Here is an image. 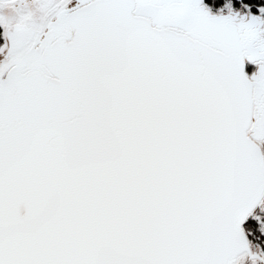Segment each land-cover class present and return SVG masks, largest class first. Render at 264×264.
I'll use <instances>...</instances> for the list:
<instances>
[{
  "label": "snow or ice",
  "instance_id": "snow-or-ice-1",
  "mask_svg": "<svg viewBox=\"0 0 264 264\" xmlns=\"http://www.w3.org/2000/svg\"><path fill=\"white\" fill-rule=\"evenodd\" d=\"M0 264H264V0H0Z\"/></svg>",
  "mask_w": 264,
  "mask_h": 264
}]
</instances>
